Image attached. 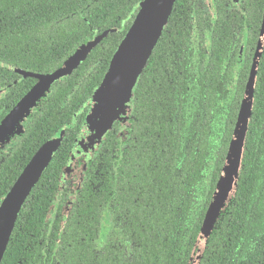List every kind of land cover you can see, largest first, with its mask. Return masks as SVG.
<instances>
[{"label": "trees", "instance_id": "16d2710c", "mask_svg": "<svg viewBox=\"0 0 264 264\" xmlns=\"http://www.w3.org/2000/svg\"><path fill=\"white\" fill-rule=\"evenodd\" d=\"M142 1L0 0V74L7 73L5 66L49 74L79 46L110 31L52 87L18 142L0 148V202L37 149L70 123L71 111L63 109L86 102L101 83ZM212 1L218 14L208 24L210 52L193 50L204 48L201 6L176 0L133 90L125 148L108 134L71 213L50 227L46 212L58 186L60 158L70 148L65 141L24 203L1 264H190L264 12V0H244L243 10L226 13L228 0ZM245 29L239 58L234 32ZM261 52L236 192L219 213L199 264H264V43ZM65 133L67 140L75 136ZM109 216L108 229L101 224Z\"/></svg>", "mask_w": 264, "mask_h": 264}, {"label": "water", "instance_id": "95a60500", "mask_svg": "<svg viewBox=\"0 0 264 264\" xmlns=\"http://www.w3.org/2000/svg\"><path fill=\"white\" fill-rule=\"evenodd\" d=\"M175 2L176 0H143L140 3L135 18L113 54L101 83L88 100L90 109L74 143L73 155L86 152L88 149L90 155L96 149L99 141L111 129L112 124L115 121H124L129 110L132 89L170 18ZM109 33L110 31L103 32L94 40L79 46L52 74L40 76L23 73L27 77L35 78L38 82L0 122V148L9 141L11 135L22 130L19 125L20 121L29 114L32 107L45 94L49 86L57 79L66 77L79 67ZM263 43L264 13L256 51L252 59L228 151L198 234L190 264H199L219 213L226 207V204L236 192ZM55 148L54 143L44 145L26 165L0 202V264L18 214L48 166Z\"/></svg>", "mask_w": 264, "mask_h": 264}, {"label": "flooded vegetation", "instance_id": "af4514ba", "mask_svg": "<svg viewBox=\"0 0 264 264\" xmlns=\"http://www.w3.org/2000/svg\"><path fill=\"white\" fill-rule=\"evenodd\" d=\"M195 1H197V3L201 6L200 11L202 13V16L204 17L205 23L206 22L207 23H206V26H205V34H204L205 36L203 38L204 42H203V45L201 44V46L204 47V48L200 49L199 51H198L197 48L193 49V50H195V52H210V50H211L210 49L211 36L207 34V31L209 30L208 24H210V26H211V24L217 19L216 16L218 14V9L216 8V6L214 5L212 0H209V3L207 2V4H204V3H202V2H200L198 0H195ZM243 5H244V0H228V2H226V4H225L226 9H224V13H226V11H228V10H231L232 7L237 8L238 11L240 12L241 9L243 10V8H242ZM173 11H174V6H173L172 13H173ZM225 18H227V17H225ZM262 19H263V16H262ZM168 21H169V19H168ZM261 23H262V20H261ZM166 25H165V27H166ZM260 29H261V25H260V28H259V33H260ZM246 32H247L246 29L243 30V32H239V31H237V32L235 31L234 32L235 33L234 34L235 38L237 40H239L238 42H240V49L238 51L239 52V58H241V54H242V52H244V48H245V45H246L245 44L246 38H247ZM258 36H259V34H258ZM197 37H198V33L195 31V38L194 39H196ZM255 51H256V47L251 52H255ZM5 68L7 69V73L0 74V82H2L4 80L0 84V113L3 110H7L9 108V105H11V107L2 116V118L0 119V122L10 113V111L12 109L15 108V106L28 94V92L38 82L35 78L27 77L23 73H31V74L40 75V76L48 75V74H37V73L29 72V71H26V70H23V69H20V68H17V67L5 66ZM59 68L60 67H58L56 70H54L53 72H51L49 74L54 73ZM72 73H70L66 77H62V78L57 79L54 83H52L49 86V88L45 92V94L40 98V100L36 103V105L34 107H32V109L30 110L29 114L22 121H20L19 125H20L22 130L19 131L18 134H13V135L10 136L9 141L3 147L4 149L6 147H8V146L11 147V146H13L14 143L18 142L20 137L24 134L25 125L28 122L29 117L32 114H35L42 107V103L52 93V91H51L52 87L56 83L60 82L61 80L69 77ZM139 77H140V75H139ZM139 77H138V79H139ZM31 79L34 80V82H32V84L29 82V80H31ZM138 79H137V81H138ZM136 84H137V82H136ZM136 84H135V86H136ZM27 85L29 87H27ZM135 86H134V88H135ZM134 88L132 89L131 98H130V102H129V110L127 112L128 117L125 116L124 121L123 120L122 121H115L112 124L111 129L104 136V138L101 141H99L96 149L93 150L90 155L88 154L89 153V149H88V152L86 151L87 153L83 152V153H79L78 155L77 154L73 155L72 151H73L74 143H75V141L77 140V138L79 136L80 129L82 127V123L86 119L87 114H88L89 109H90V105L88 104V100L93 95L95 89L93 90L91 96L87 99L86 102L82 103L81 105L74 104L73 107L71 108V110L67 109V108L63 109L65 107V105H67V103H69V101H68L69 100V96L67 95L68 98H67V100L64 101V104L62 105L61 109L65 110V111H71L70 112L71 113L70 123H68L67 126H64L62 131L59 132L57 135H55L53 138H51L50 140H48L45 143H43L37 149V151L34 153V155H35L44 145H47L49 143H54L56 145V148H55V150L53 152L51 160L48 163V166H49V164L51 163V161L54 159L55 155L59 151L60 146L65 141H68V143L70 144V148L68 150V153H67L66 157H64V158L61 157L60 158V160L63 161V165L61 166V171H60V175H59V178H58V186L56 188L54 200L52 201V203L50 204V206H49V208H48V210L46 212V222L47 223L49 222L50 227H51V224H53V222L55 220L56 221L58 220V218H60V222H62V221L64 222L65 219L71 213V210H72V208L75 205V201H76V197H77L78 191H80L81 186H82V184L84 182L85 176H86L87 172L89 171L90 162L93 161V159L95 158L97 153H99V151H101V147L103 146V143L105 142L106 137L108 136V134L112 132L116 136V138H117L116 144H120V148H119L120 150L125 148V142L128 140V130H129V127H130V120L132 119V117H131V112H132L131 100H132ZM75 89L76 88L72 87V89H71L72 91L70 92L71 96H74ZM16 98H18V99L16 100ZM82 116H83V121H81V117ZM66 131H67V137H69V135H73L72 131L74 132L75 136L73 135L74 136L73 138L69 137L68 140H67L66 139V133H65ZM71 149H72V151H70ZM34 155L31 157V159L34 157ZM31 159L29 160V162L31 161ZM48 166L46 167V169L48 168ZM45 170H44V172H45ZM68 170H69V173H67ZM44 172H43V174H44ZM43 174H42V176H43ZM37 184H36V186H37ZM18 216H19V214H18ZM105 220L108 222V224L105 223L104 220H102L101 226H103L105 228L107 226L108 229H109V225H111V217L109 216ZM13 230H14V228H13ZM12 233H13V231H12ZM12 233H11V235H12ZM102 234L107 235V234H109V232L104 229ZM10 238H11V236H10ZM9 242H10V240H9ZM97 244H99V243H97ZM102 245H103V242H102ZM99 247H101V244H100Z\"/></svg>", "mask_w": 264, "mask_h": 264}, {"label": "rangeland", "instance_id": "374dc122", "mask_svg": "<svg viewBox=\"0 0 264 264\" xmlns=\"http://www.w3.org/2000/svg\"><path fill=\"white\" fill-rule=\"evenodd\" d=\"M198 1H200V2H202V3H204V4H207V2L209 3V0H198ZM126 116L128 117V114L126 113ZM16 134V133H15ZM18 134V133H17ZM10 139V138H9ZM88 152V151H87ZM87 152H84V153H87ZM79 154V153H78ZM77 154V155H78ZM67 173H69V170L67 171Z\"/></svg>", "mask_w": 264, "mask_h": 264}]
</instances>
